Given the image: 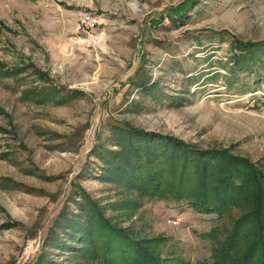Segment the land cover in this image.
<instances>
[{"label":"rangeland","instance_id":"obj_1","mask_svg":"<svg viewBox=\"0 0 264 264\" xmlns=\"http://www.w3.org/2000/svg\"><path fill=\"white\" fill-rule=\"evenodd\" d=\"M234 39L264 42V0H0V264H101L70 255L92 231L86 198L133 237L161 239L148 249L170 264L211 262L204 234L264 195V46ZM161 138L246 161L230 178L237 203L204 214L183 193L194 179L143 185L134 163L168 153ZM235 252L219 264H242Z\"/></svg>","mask_w":264,"mask_h":264},{"label":"trees","instance_id":"obj_2","mask_svg":"<svg viewBox=\"0 0 264 264\" xmlns=\"http://www.w3.org/2000/svg\"><path fill=\"white\" fill-rule=\"evenodd\" d=\"M218 34L229 35L226 31H221ZM232 44L234 49L240 52H247L255 46H264V42H241L238 39H234ZM232 58L236 61L239 56L233 55ZM130 132L135 136L141 134L135 133V131ZM161 139L170 142V144H167L168 148L170 147L168 153H166L167 151L157 152L155 158L144 159L142 165L139 164L141 161L139 157L134 163V165L138 163L137 168L134 167L137 174L141 172L147 174L143 185L157 193L160 192L162 179L179 178L178 185H181L183 181L190 183L194 179L197 181L196 185L194 184L196 188L193 185H187L186 188L189 191L184 187L183 193L184 196L195 195L196 199L202 200L203 203H200V208L204 210V214L214 213L221 216L228 208H232V205L237 203L238 199L234 198L235 193L232 192L236 191L238 195L243 183H239L237 180H232L231 183L230 178L233 173L239 170L240 166L250 168L246 161L238 163L240 162L239 159L223 152L199 151L183 142L167 138ZM160 156L161 158H159ZM216 156H218L217 159L214 158ZM164 158L168 159L164 160ZM220 160L225 161L224 165L219 163ZM165 165L170 173H168V170H164ZM192 172H195L197 177ZM179 190H181V186H179ZM260 193L259 190L257 196H260L261 200L259 198L254 203L256 209L251 213L238 217L230 230L222 233L221 231L224 229L213 228L210 232L204 234L214 240V247L211 249L213 258L211 262L204 260L199 264H219L220 257H235L238 252H235L234 255H230V252H233L234 249L237 251L239 244L243 248L242 255L239 257L244 262L242 264H264V195H259ZM86 200L91 211H94V215L90 218L92 220V231L83 230L85 235L82 236L84 239L81 240V243H87L90 247L81 244L69 248L70 255L73 258L91 257L100 260L101 264H170L168 260H165L166 257L164 256L166 254H160L159 257L157 251L148 249L151 245L156 247L162 242L161 239H153L150 245L146 244L143 240L133 237L130 232L116 227L98 212V206L91 199L86 198ZM210 201L217 204H209ZM201 210L200 213H202ZM250 221H253V223ZM247 223L252 224H250L249 230L246 229ZM226 233L229 236L227 235L226 239L223 240L222 235ZM229 237L231 238L228 240ZM41 261L45 260L41 258L39 262ZM45 262L48 263L49 261ZM49 264L57 263L50 262Z\"/></svg>","mask_w":264,"mask_h":264},{"label":"built area","instance_id":"obj_3","mask_svg":"<svg viewBox=\"0 0 264 264\" xmlns=\"http://www.w3.org/2000/svg\"><path fill=\"white\" fill-rule=\"evenodd\" d=\"M80 23L86 27H92L95 23V19L91 16V14H84Z\"/></svg>","mask_w":264,"mask_h":264}]
</instances>
